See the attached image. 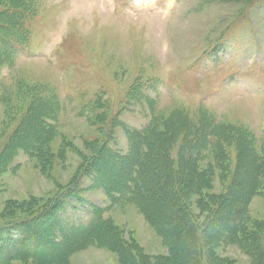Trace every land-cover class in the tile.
Segmentation results:
<instances>
[{
  "label": "rangeland",
  "instance_id": "rangeland-1",
  "mask_svg": "<svg viewBox=\"0 0 264 264\" xmlns=\"http://www.w3.org/2000/svg\"><path fill=\"white\" fill-rule=\"evenodd\" d=\"M7 8L25 12L29 42L0 71V221L62 202L77 188L57 220L87 223L94 205L107 222L65 260L11 264H197L190 239L165 243L166 213L154 186L142 196L146 214L135 202L88 188L86 161L97 144L125 154L126 133L149 125L152 136L168 137L170 187L186 193L183 203L195 217L198 264H264V180L246 206L240 236L203 231L212 212L208 195L225 192L237 156H247L243 143L255 154L264 147V0L238 20L237 6L207 0H0V17ZM216 43L223 51L209 56ZM36 117L52 130L31 158L22 144L36 137L38 127L29 129ZM202 120L226 140L220 160L209 150L181 148V133ZM103 163V173L116 174L111 159ZM191 169L188 193L183 178ZM202 176L200 197L195 180ZM122 247L131 256L124 258Z\"/></svg>",
  "mask_w": 264,
  "mask_h": 264
},
{
  "label": "trees",
  "instance_id": "trees-1",
  "mask_svg": "<svg viewBox=\"0 0 264 264\" xmlns=\"http://www.w3.org/2000/svg\"><path fill=\"white\" fill-rule=\"evenodd\" d=\"M207 1L233 5L234 8L237 6L235 19L238 20L245 16L247 8H251L257 0ZM3 12V17H0V71L2 67L9 66L18 54L26 50L29 42V34L22 24L25 21L24 16L27 17L25 12L15 14L9 8L4 9ZM215 51L218 53L223 51L221 44L213 45L208 52L209 56ZM38 119V117L32 118L29 124V129L35 126L39 129L32 144L28 146L25 143L22 144L23 151L31 158L39 157L42 143L52 130L48 126L45 127ZM206 126L205 121L202 120L199 127L192 130L184 129V132L181 133V148L183 151L188 150L193 155L209 150L215 154L216 159L220 160L226 140L216 128L207 130ZM152 129L149 125L142 132L128 131L126 136L129 148L125 154L113 151L107 141L98 143L93 154L86 161L88 163L85 172L90 179L88 188L96 190L100 188L109 199L114 201L135 202L137 207L146 214L145 209L141 206L142 196H147L151 192V187L154 186L157 194L161 195L166 213L167 223L165 225L168 229V236L163 235L165 243L170 246L173 243L176 246L177 244L181 245L182 241L190 239L193 256L198 264L196 243L199 230L195 226V217L187 204H184L187 198L185 197L186 193L180 194L170 187L171 180L169 179H171L172 170H170V164L166 159V153L169 152L168 137L167 135L152 136ZM262 134L264 138V130ZM242 149V153L244 152L247 156L241 155L240 158L237 156L240 160L225 192L217 198L214 195H208L207 198L209 202H212V212L209 213V219L203 231L224 240L235 239L244 231L248 220L246 206L251 198L260 192L258 184L264 180V147L260 154H255L252 153L254 150L244 142ZM242 158H245L244 161ZM104 159H111L112 163L107 165H112V168L115 166L116 171L113 172L116 174H112L111 171L109 173L102 172V166L106 164L103 163ZM186 174L183 184L186 185L185 190L189 193L190 187L187 188V186L193 183L195 172L191 169ZM201 179L195 180L197 184L199 183V186H196L197 190L200 187V192L197 191L200 197L202 196L201 190L204 189L200 184L203 181L206 184L203 176ZM77 192V188L69 189L60 196L59 199L62 202L58 200L47 203L29 214L9 217L0 221V264H11L16 260L34 262L65 260L72 251L87 242V239L93 234L99 233L107 222L102 216V211L94 205L90 206L91 217L87 223L75 224L57 220L56 215L60 205H64L67 196L78 197ZM202 206L206 205L202 204ZM155 225L164 226V224H160V226L159 223ZM161 233L163 234L162 231ZM129 250L122 247L124 258L127 254L131 256ZM137 259V261L135 260L136 264L140 263V259Z\"/></svg>",
  "mask_w": 264,
  "mask_h": 264
}]
</instances>
